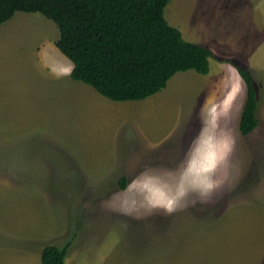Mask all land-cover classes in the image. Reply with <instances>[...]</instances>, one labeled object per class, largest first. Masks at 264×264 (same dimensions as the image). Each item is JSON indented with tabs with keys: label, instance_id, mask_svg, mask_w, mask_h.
<instances>
[{
	"label": "rangeland",
	"instance_id": "rangeland-1",
	"mask_svg": "<svg viewBox=\"0 0 264 264\" xmlns=\"http://www.w3.org/2000/svg\"><path fill=\"white\" fill-rule=\"evenodd\" d=\"M164 16L240 55L257 126L240 134L245 83L213 64L111 103L55 72L51 19L16 11L0 24V264H41L47 244L65 264H264V0H170Z\"/></svg>",
	"mask_w": 264,
	"mask_h": 264
},
{
	"label": "trees",
	"instance_id": "trees-1",
	"mask_svg": "<svg viewBox=\"0 0 264 264\" xmlns=\"http://www.w3.org/2000/svg\"><path fill=\"white\" fill-rule=\"evenodd\" d=\"M170 0H0V24L16 11L39 12L59 29L56 47L72 62L70 76L113 101L141 100L165 88L177 72L207 74L212 52L169 24ZM246 86L239 132L257 126L250 72L231 62ZM125 188V182L120 184ZM66 246L47 244L41 264H65Z\"/></svg>",
	"mask_w": 264,
	"mask_h": 264
},
{
	"label": "crops",
	"instance_id": "crops-1",
	"mask_svg": "<svg viewBox=\"0 0 264 264\" xmlns=\"http://www.w3.org/2000/svg\"><path fill=\"white\" fill-rule=\"evenodd\" d=\"M169 22H170L169 24L172 23L171 19L169 20ZM177 28L181 31L185 40L200 44V45L208 48L212 52L213 56H211L209 58V66H211V64H213L215 66V71L220 73V76L222 77L223 83H229L228 75L230 72L235 71L238 73L237 69L231 63L232 62L231 58L240 57V55H238L236 53H232L226 42H224L223 40H219L218 38L217 39H215V38L210 39L209 37H205V36L199 35V34H198L199 37H196L195 35L192 34L191 31H189V32L184 31L179 26ZM195 33L196 32H194V34ZM194 36H195V38H194ZM62 54H58L60 64L56 65L55 72L59 75L66 76V75L70 74L71 70L69 72L65 70L66 69V63L64 62V60L65 59L68 60L69 58L68 59L65 58L66 56L63 54L65 56L64 57ZM69 61L72 65V62L70 59H69ZM72 66H71V69H72ZM110 101H112L111 103H117L116 101H113V100H110ZM40 262H41V251H40Z\"/></svg>",
	"mask_w": 264,
	"mask_h": 264
},
{
	"label": "bare ground",
	"instance_id": "bare-ground-1",
	"mask_svg": "<svg viewBox=\"0 0 264 264\" xmlns=\"http://www.w3.org/2000/svg\"><path fill=\"white\" fill-rule=\"evenodd\" d=\"M233 76H234V74H233ZM233 79H235L234 77H233ZM239 80V79H238ZM237 81V80H236ZM231 83V82H230ZM232 83H234V80H233V82ZM236 83V82H235ZM238 83V82H237ZM238 84H240V83H238ZM236 88V87H235ZM234 88V89H235ZM234 89H233V91H234ZM232 90V89H231ZM229 92V91H228ZM231 93V92H230ZM226 95V94H225ZM231 95H234V94H231ZM230 96V95H229ZM225 97V96H224ZM221 99H224V98H221Z\"/></svg>",
	"mask_w": 264,
	"mask_h": 264
},
{
	"label": "snow or ice",
	"instance_id": "snow-or-ice-1",
	"mask_svg": "<svg viewBox=\"0 0 264 264\" xmlns=\"http://www.w3.org/2000/svg\"><path fill=\"white\" fill-rule=\"evenodd\" d=\"M167 203H168L169 206H171L172 203H173V200L170 199V200L167 201Z\"/></svg>",
	"mask_w": 264,
	"mask_h": 264
}]
</instances>
